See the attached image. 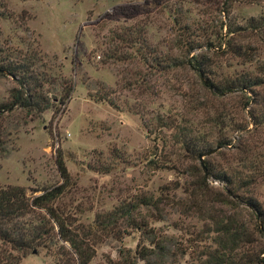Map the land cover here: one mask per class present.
<instances>
[{
  "label": "rangeland",
  "instance_id": "374dc122",
  "mask_svg": "<svg viewBox=\"0 0 264 264\" xmlns=\"http://www.w3.org/2000/svg\"><path fill=\"white\" fill-rule=\"evenodd\" d=\"M199 55L212 82L239 74L262 82L218 95L187 63ZM9 60L31 61L48 106L4 112L0 185L30 195L58 184L59 152L70 177L62 200L83 224L138 196H160L157 210L141 205L134 216L169 241L173 255L163 264H197L215 246L211 214L251 228L254 245L239 254L264 247L234 195L233 204L214 201L229 190L224 181L208 176L207 195L183 212L204 172L182 142L196 138L210 151L201 161L214 173L256 177L235 194H251L264 210V123L249 117L264 104V0H0V62ZM63 79L72 90L57 101ZM17 87L0 75V105ZM117 226L119 237H103L89 264H144L135 253L149 246L143 232L123 220ZM53 262L36 248L18 264Z\"/></svg>",
  "mask_w": 264,
  "mask_h": 264
},
{
  "label": "trees",
  "instance_id": "16d2710c",
  "mask_svg": "<svg viewBox=\"0 0 264 264\" xmlns=\"http://www.w3.org/2000/svg\"><path fill=\"white\" fill-rule=\"evenodd\" d=\"M230 32V30H229ZM228 48L229 42L224 43ZM232 51V50H231ZM235 53L237 50L235 48ZM23 59L25 55L22 56ZM250 60V59H249ZM203 56H191L187 63L202 80L205 87L210 88L218 95L233 92H247L251 87L261 84L259 77H249L246 74L235 75L232 78H223L210 81L202 74L205 72ZM31 61L24 63L9 60L0 62V75H9L17 83V88L11 90L10 101L0 105V156L6 152L5 137L6 128L3 124L4 112L11 110L14 106L25 108L27 111L34 109L40 111L48 106V98L42 89V78H34L32 74ZM264 74V67L262 68ZM61 95L57 101H63L69 97L72 90L71 83L65 79L60 80ZM105 99V97H98ZM246 98L245 106L251 100ZM252 101V100H251ZM249 117L253 118L251 124L261 125L264 123V104L262 109L256 113L250 110ZM186 150L197 155L204 148L196 145L198 140L191 138L182 140ZM225 143V142H223ZM227 144L229 142H226ZM243 160V159H242ZM55 164L59 173L60 182L50 186L33 190L28 195L24 187L19 185H0V264H18L27 251L41 248L46 255L54 258L53 264H89L95 255V246L103 241V237L114 235L119 237L120 230L118 221L123 220L125 227H131L143 232L144 239L149 246L135 248L136 257L144 264H163L168 255H173L168 250L165 237H159L147 226L145 220L137 219L135 211L141 205L152 206L158 209L161 198L138 196L133 200L122 202L103 213H96L91 225L83 224L77 218L76 208L63 202L67 186L70 182L68 171L63 163L60 153L55 155ZM205 173L199 176L196 190L190 194L192 202L183 208L187 213L196 205V201L207 195L204 188L207 186L208 176L224 181L229 185L226 194H217L214 201L228 205L233 204L230 197L239 200L248 213L256 219L252 225L253 230L264 237V210L261 203L251 194L244 196L236 195L235 191L253 185L256 180L254 176L240 177L235 174L214 173L209 165L202 162ZM258 169V168H257ZM258 172L260 170L258 169ZM34 192H38L34 194ZM193 211V210H192ZM207 217V216H206ZM158 219V218H157ZM213 226L215 236L214 247L207 248L197 264H264V247L256 250H243L249 245H254L251 228L236 223L232 217L223 220L218 214L208 217ZM258 220V221H257Z\"/></svg>",
  "mask_w": 264,
  "mask_h": 264
},
{
  "label": "water",
  "instance_id": "95a60500",
  "mask_svg": "<svg viewBox=\"0 0 264 264\" xmlns=\"http://www.w3.org/2000/svg\"><path fill=\"white\" fill-rule=\"evenodd\" d=\"M208 152H210V151H208ZM208 152H207V151H206V152H203L202 155H203V154H206V153H208ZM198 158H199V160H200V164H201V166H202V168H203V172L205 173L206 171H205L204 166H203L202 161H201V154L198 156Z\"/></svg>",
  "mask_w": 264,
  "mask_h": 264
}]
</instances>
